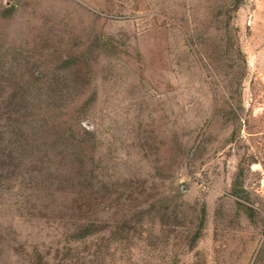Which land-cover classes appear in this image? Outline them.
Returning <instances> with one entry per match:
<instances>
[{
  "label": "rangeland",
  "instance_id": "374dc122",
  "mask_svg": "<svg viewBox=\"0 0 264 264\" xmlns=\"http://www.w3.org/2000/svg\"><path fill=\"white\" fill-rule=\"evenodd\" d=\"M0 264H264V0H0Z\"/></svg>",
  "mask_w": 264,
  "mask_h": 264
}]
</instances>
